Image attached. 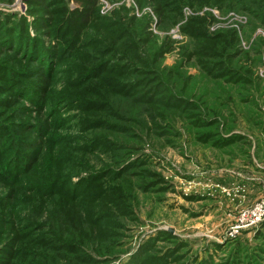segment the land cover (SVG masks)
<instances>
[{"label":"rangeland","instance_id":"rangeland-1","mask_svg":"<svg viewBox=\"0 0 264 264\" xmlns=\"http://www.w3.org/2000/svg\"><path fill=\"white\" fill-rule=\"evenodd\" d=\"M264 0H0V264H264Z\"/></svg>","mask_w":264,"mask_h":264},{"label":"built area","instance_id":"built-area-1","mask_svg":"<svg viewBox=\"0 0 264 264\" xmlns=\"http://www.w3.org/2000/svg\"><path fill=\"white\" fill-rule=\"evenodd\" d=\"M264 216V197L260 199L254 206L243 211L240 216V221L245 225H253Z\"/></svg>","mask_w":264,"mask_h":264}]
</instances>
